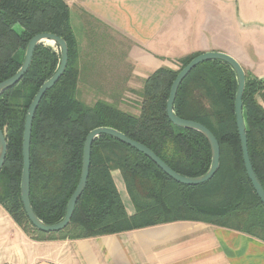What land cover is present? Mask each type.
I'll return each mask as SVG.
<instances>
[{
  "label": "trees",
  "instance_id": "16d2710c",
  "mask_svg": "<svg viewBox=\"0 0 264 264\" xmlns=\"http://www.w3.org/2000/svg\"><path fill=\"white\" fill-rule=\"evenodd\" d=\"M39 34L61 38L68 52L63 75L42 98L32 123L29 199L41 222L54 225L64 218L79 181L85 138L96 128L114 129L145 146L182 177L197 178L209 170L211 151L206 139L173 125L166 115L173 81L198 53L178 60L177 71L159 68L143 80L139 114L132 115L107 101L86 104L80 99V84L85 81L83 85L89 86L65 0H0V83L18 72L29 40ZM59 63L58 48L37 46L23 78L0 94V130L7 146L0 170V206L30 239L85 240L195 222L264 243V207L244 169L234 116L237 80L232 69L219 61L194 68L180 84L173 106L178 118L201 124L218 142L219 168L208 182L195 187L178 184L136 150L101 136L91 146L89 176L69 225L54 234L36 230L20 196L23 128L35 94ZM256 97L264 101V81L245 71L242 111L247 149L264 191V107ZM114 171L119 173L132 214L122 203Z\"/></svg>",
  "mask_w": 264,
  "mask_h": 264
},
{
  "label": "crops",
  "instance_id": "0c3cea01",
  "mask_svg": "<svg viewBox=\"0 0 264 264\" xmlns=\"http://www.w3.org/2000/svg\"><path fill=\"white\" fill-rule=\"evenodd\" d=\"M253 1L65 0L73 32L82 30L91 48L92 56L82 68L90 89L96 86L91 80L101 76L95 71L109 62L110 45L102 40L107 33L127 44L116 51L119 59L112 57L124 62L117 72H124V67L132 81H143L156 69H173L178 60L206 52L229 55L244 71L264 80V67L259 66L264 63V9L255 14ZM184 10H200L199 24L185 18ZM112 176L120 182L117 171ZM125 197L129 201L126 191ZM129 206L125 209L132 214L130 201ZM0 264H264V243L195 222L85 240L34 241L0 206Z\"/></svg>",
  "mask_w": 264,
  "mask_h": 264
},
{
  "label": "water",
  "instance_id": "95a60500",
  "mask_svg": "<svg viewBox=\"0 0 264 264\" xmlns=\"http://www.w3.org/2000/svg\"><path fill=\"white\" fill-rule=\"evenodd\" d=\"M48 42L52 43V45L58 48L60 53V63L56 72L51 76V78H49L45 83L42 84V86L35 94L26 112L24 128H23V137H22V173H21V181H20V196H21V202L23 205V210L25 212V215L29 223L36 230L45 234H54L61 232L69 225L75 209V205L85 189L87 179L89 176L91 146L94 143V141L101 136L110 137L130 147L131 149L136 150L138 153L142 154L147 159H149L158 169H160L163 172L165 176H167L168 178H170L171 180H173L178 184L195 187L208 182L214 176V174L219 168L220 151H219L218 142L213 136V134L201 124L178 118L174 114L173 106L178 88L180 84L183 82V80L198 65L209 61H219L228 65L236 76L237 89H236L235 101H234V116H235L238 137L240 141L242 160L247 178L250 181L255 194L257 195L258 199L260 200V202L264 207V191L253 172L249 160L248 149H247L246 127H245L243 111H242L243 108L242 96L245 87V72L240 66V64L231 56L219 52H206V53H201L195 58H193L184 68H182L179 71L169 91V96L166 102V115L169 121L173 125L179 128L195 131L206 139V141L210 146V151H211V162H210L209 170L203 176L197 178L182 177L181 175L173 172L151 150H149L145 146L132 141L131 139L127 138L125 135L114 129L106 128V127L96 128L91 132H89V134L85 138L83 144V150H82V163H81V172H80L79 181L75 188V191L68 200L64 218L59 223L54 225H46L43 222H41L33 213L29 199L30 142H31L32 123L36 110L42 98L44 97L46 92L52 89L54 85L59 81V79L64 73V70L67 67L68 52L65 42L61 38L53 34H39L34 36L29 40L26 46L23 62L18 72L12 78L0 83V94L6 90L13 88L16 84H18V82L26 74L30 66L35 48L42 44L45 45V43ZM6 149L7 146H6L5 137L3 132L0 130V170L2 169V166L4 164Z\"/></svg>",
  "mask_w": 264,
  "mask_h": 264
},
{
  "label": "rangeland",
  "instance_id": "374dc122",
  "mask_svg": "<svg viewBox=\"0 0 264 264\" xmlns=\"http://www.w3.org/2000/svg\"><path fill=\"white\" fill-rule=\"evenodd\" d=\"M250 4L253 6L255 10V14L257 15H259L260 10L264 9V0H254ZM201 15H203V13H201L200 10H184L183 11V16L185 18H191L192 24H199ZM16 29L18 30L19 27L17 26ZM75 36L77 38L76 40L78 43V49H79V54H80L79 63L80 64L82 63L83 64L82 66H84L85 63L88 62V57L91 58L92 56L91 48L87 44V35L83 33L82 30L76 31ZM103 36H104V39L102 38V40L110 45V47L108 48L106 47L107 48L106 57L107 59H109V62H105L103 68L95 71L97 73L100 71L99 73L101 75L100 79L96 78L95 80L93 79L91 80L93 82H96L95 87L90 89V87L88 88L84 86L83 84L85 83V81L83 82V84L82 83L80 84V88H79L80 99L86 104H92L98 100L107 101V102L117 105L118 108L124 112H127L132 115H138L139 109H140V103H141L139 94L142 89L143 81H140V80L132 81L129 75V72L128 71L125 72L124 67H123L124 72L118 73L117 66H123L124 62H118L115 60V58L119 59L120 57V55L118 56L116 54V51L118 49L122 50L123 48H125L127 44L124 43L123 41H120V39H118L117 37L115 36L113 37L111 33H107V35L103 34ZM45 45L55 48V46L49 42L45 43ZM113 55H115V58L112 57ZM127 65L128 64H126V67ZM259 66L264 67V63L261 62ZM179 67H180V64L175 62L174 68L172 70L177 71ZM128 69H130V66L128 67ZM246 73L250 77H253V74L251 73V71L246 70ZM99 82H102V85H100ZM116 99L118 100L115 101ZM256 100H257V103H259L261 106L264 107V101L260 97H256ZM115 185L116 187H118L120 197L122 199L124 206L127 209H130L129 201L127 200V197H125V191H123V189L125 190L124 185L121 182H119L118 179L115 182ZM119 185L123 186L122 191Z\"/></svg>",
  "mask_w": 264,
  "mask_h": 264
}]
</instances>
